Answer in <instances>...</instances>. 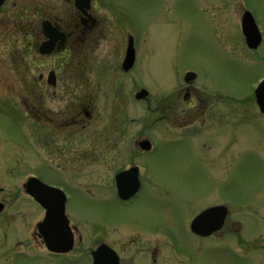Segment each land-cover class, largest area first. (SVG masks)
<instances>
[{
  "label": "flooded vegetation",
  "instance_id": "af4514ba",
  "mask_svg": "<svg viewBox=\"0 0 264 264\" xmlns=\"http://www.w3.org/2000/svg\"><path fill=\"white\" fill-rule=\"evenodd\" d=\"M115 6V0H4L0 6V18L4 19L0 40L6 41L9 62H13L12 52L20 49L25 60L20 84L10 69L9 76L6 75V78L9 77V93L21 98L25 104L22 117L14 121H24V116L29 115L38 124L44 151L47 144H54L56 155L65 166L62 171L70 175V179L79 172L87 173L88 182L78 187L85 188L92 195L111 196L121 210L128 211L137 209L144 201L151 203L156 200L158 192L167 189L164 185H158L153 163L160 139L145 134L127 139L125 111L113 114V122L109 123L106 111L108 101L98 98L90 90L92 79L97 77L78 74L82 57L91 62L100 46V39L105 36L104 9L113 10ZM236 13L237 19L233 20L234 24L238 20L243 46L247 48L245 50L257 52L263 42L261 29L262 40L256 48L249 46L245 35L248 25L246 17L251 14L255 20L254 10L246 5L239 7ZM229 26L227 22L224 28H231ZM130 39L133 40L135 59L133 66L126 70L124 61ZM47 42L50 44L45 46ZM119 48L115 54L118 71L133 75L132 71L143 56L141 49L132 35ZM91 63L88 67L93 70ZM31 64L42 68L37 76L34 72L30 75ZM263 78L264 75L253 88L249 106L242 108L235 98L227 97L220 89L210 92L200 80V72L188 67L177 88L163 99L154 98L153 107L149 106L156 114V122L165 121V136L161 139L188 138L191 146L194 142V146L208 159L218 158L224 151H234L240 143L242 146L244 137L247 138L249 154L255 156L254 150L261 149L264 152V111L256 96V87ZM103 79L104 75L97 81L102 83ZM49 99L57 104L52 107ZM5 114L9 120L10 112ZM206 148L210 151L205 152ZM98 163H102L103 168L101 184L88 175L99 172ZM31 175L36 174H28ZM63 181L55 185L63 188L67 194L69 188L77 187L67 177ZM23 192L26 198L41 208L43 216L45 214V209L28 194L24 186L14 191L12 187L0 185V217H3L0 220V261L9 263L32 258L43 264L45 260L57 256L85 253L91 264L194 263V256L180 244L179 237L172 233L170 227L162 232L156 223H137L140 221L134 218L117 224L107 221L76 222L71 218L65 227V232L67 229L71 231V249L66 252L53 251L46 240L48 237L60 242L65 237L62 224L13 219L14 213L9 211V206ZM104 203L111 205L113 202L104 199ZM245 205L250 208L249 215L252 216L255 203L251 200L245 204L233 203L232 200L208 204L188 219V231L199 239L214 240V243L231 240L237 256L249 260L251 264H264V222L230 219L234 209L242 210ZM217 206L227 210L219 228L208 235L196 232L192 227L193 220L203 211ZM218 223V220H212L201 222V225L205 230L207 225L215 226ZM201 249L202 244L198 252Z\"/></svg>",
  "mask_w": 264,
  "mask_h": 264
},
{
  "label": "rangeland",
  "instance_id": "374dc122",
  "mask_svg": "<svg viewBox=\"0 0 264 264\" xmlns=\"http://www.w3.org/2000/svg\"><path fill=\"white\" fill-rule=\"evenodd\" d=\"M115 2L118 9H104L105 36L99 41L100 46L91 58L92 63H88L83 56L78 74L97 77L96 80L92 79L90 90L98 98L108 101L106 111L109 123L113 122V114L125 111L127 139H133L137 134L160 139L153 163L158 185H164L166 191L158 192L156 200L151 203L144 201L137 209L125 211L118 207L117 201L111 196L92 195L85 188L78 187L88 182L87 173L79 172L70 179V175L62 171L65 166L59 161L54 144H47L44 151L36 121L29 115L24 116V121H14L22 117L25 104L21 98L9 93V77L6 78V75L9 76L10 69L20 84L25 60L20 49L12 52L13 62H9V49L4 40H0V76H4L0 78V185L12 187L14 191L23 188L30 173H35L50 184L60 183L67 177L77 185L68 191L66 213L69 219L84 223L107 221L117 224L134 218L140 221L137 223H156L162 232L167 227L173 230L180 244L194 256L193 264H251L234 253L231 240L214 243V240L199 239L190 234L188 219L208 204L230 200L245 204L251 200L255 203L252 216L249 215L250 208L245 205L242 210L234 209L230 219L264 222L263 150H254L255 156L249 154L247 138L244 137L238 149L224 151L222 156L208 159L194 146V142L191 146L188 138H170V141L161 139L165 136V121L156 122V114L149 106L153 107L154 98L163 99L171 94L182 81L188 67L200 72V80L210 92L220 89L227 97L235 98L238 106H249L253 88L264 75V0ZM246 5L254 10L256 23L263 34V42L257 52L245 50L247 48L243 46L238 20L235 24L233 20L237 19L239 7ZM227 22L231 28H224ZM1 26H4L2 18ZM129 35L134 37L143 53L132 71L133 75L119 72L115 57L119 46L126 44ZM90 63L93 70L88 67ZM35 64L29 67L30 75L34 72L37 76L42 68ZM102 75L104 79L100 83L97 80H101ZM100 85L102 87L99 90ZM138 86L150 88L148 100L136 101L134 93L138 91ZM49 104L53 107L57 103L49 99ZM8 111L11 116L9 120L5 114ZM204 151L210 150L206 148ZM98 166L99 172L88 175L101 184L102 163H98ZM25 196L24 192L16 196L9 211L14 213L15 221L38 222L43 217L42 210ZM104 199L113 203L106 205ZM201 244L202 249L198 252ZM0 264L39 263L32 258H25L9 263L0 261ZM43 264L91 262L85 253H69L47 259Z\"/></svg>",
  "mask_w": 264,
  "mask_h": 264
},
{
  "label": "water",
  "instance_id": "95a60500",
  "mask_svg": "<svg viewBox=\"0 0 264 264\" xmlns=\"http://www.w3.org/2000/svg\"><path fill=\"white\" fill-rule=\"evenodd\" d=\"M4 0H0V5L3 3ZM247 28L245 29V35L247 37V42L250 47H257L261 42V34L257 28V25L253 19V17L247 16L246 17ZM50 42L45 43L44 45H49ZM43 45V46H44ZM48 51V50H46ZM44 52V51H43ZM134 58V50L132 46V40H130V44L128 47V54L127 58L124 62L125 69H129L133 63ZM147 89H141L137 94L136 98H144L148 95ZM256 96L258 103L261 109L264 111V80L259 84L256 89ZM27 191L40 203L46 208V214L42 221L48 224L60 223L63 226L65 237L59 241H53L47 237L46 243L47 246L53 251H60L66 252L71 249L72 247V235L71 231L67 229L65 232V227L68 225L69 219L65 212V204H66V195L65 193L54 186L47 185L42 182L37 177H30L26 184H25ZM226 208L222 206L212 207L201 214H199L192 223V227L195 229L196 232L208 235L217 227L219 228L221 222L224 221L226 216ZM212 220H218L217 225L209 226L202 228L201 222H210ZM99 264V263H98Z\"/></svg>",
  "mask_w": 264,
  "mask_h": 264
}]
</instances>
